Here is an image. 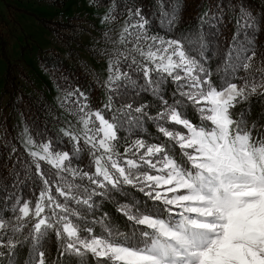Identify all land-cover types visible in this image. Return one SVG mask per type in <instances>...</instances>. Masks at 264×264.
Masks as SVG:
<instances>
[{
    "label": "snow or ice",
    "instance_id": "snow-or-ice-1",
    "mask_svg": "<svg viewBox=\"0 0 264 264\" xmlns=\"http://www.w3.org/2000/svg\"><path fill=\"white\" fill-rule=\"evenodd\" d=\"M111 4L102 24L117 20ZM223 7L182 29V0H159L156 21L133 5L118 37L103 34L106 102L94 109L76 89L55 141L20 133L38 196L15 181L0 190V264H20L25 245L24 264H264V116L249 118L253 98L264 103V14L237 3L226 17ZM226 19L232 39L214 70L204 52ZM146 123L162 139H145Z\"/></svg>",
    "mask_w": 264,
    "mask_h": 264
},
{
    "label": "trees",
    "instance_id": "trees-1",
    "mask_svg": "<svg viewBox=\"0 0 264 264\" xmlns=\"http://www.w3.org/2000/svg\"><path fill=\"white\" fill-rule=\"evenodd\" d=\"M1 1L5 5L4 1ZM35 1L39 4L60 8L64 6L67 0ZM96 2L98 6L94 8H105L108 11L112 7L111 0H96ZM237 3L246 5L257 16L264 14L262 12L264 10V0H182L184 10L182 23L179 27L186 29L196 26L198 18L204 12L215 11L217 4L224 6L223 11L226 17L232 16L234 14L233 7ZM133 5L142 9V13L150 20H157L159 0H115L113 14L117 16V20L107 23L108 28L113 30L123 26L127 19V8ZM34 17L39 25L49 33L55 45L52 48L38 50L36 58L42 71L49 77L57 91V106L50 102L44 90L37 87L21 60H11L8 53L9 33L4 23L0 20V58L5 62V69L1 76L2 86L0 88V190L15 181V190L25 198H32L33 202L38 196V190L31 183L29 176L24 174V163L30 158L24 151L20 141V133L27 126L38 144L47 139L55 141L56 137L61 135L59 129L65 127L67 122L72 119L66 111V107L71 101H67L64 107H62V103L65 102L67 94L76 89L85 92L92 108H100L107 98V93L103 86L104 80L94 70L89 60L82 57L81 51H85L96 62L102 60L107 62V58L99 53L111 47L107 42V47L103 46L100 51L92 52L90 50L88 52L89 49L83 45L81 37L89 28H94V25L84 16L74 15L66 19L40 18L37 15ZM15 18L11 14L9 15L10 22L16 24ZM151 27L156 29L158 26L152 23ZM220 33L219 39L211 40L208 50L204 52V56L209 57L206 63L211 65L214 70L222 66L219 57L222 50L227 47L228 42L232 39L233 26L228 23L227 19L225 20V26L220 29ZM160 34L164 35L163 32H160ZM110 36L115 39L113 34H110ZM208 40L209 37L205 36V43H208ZM259 40L264 41V36L259 37ZM213 47L215 48L214 51ZM24 48H28V45L22 46L21 52H24ZM261 51H264V49H261L258 44L257 62L260 60L259 53ZM239 75H243V73H239ZM213 79H216L215 74ZM142 99H147L150 104L152 103L150 97H142ZM244 107L245 105L241 104L236 111ZM251 107L250 120H257L259 117L264 116V103L256 102L255 97ZM149 111L154 114L155 108L150 107ZM190 118L194 123L197 122L195 113H192ZM259 122L264 123V120ZM169 127L181 130L179 126L169 125ZM143 135L145 139L150 137V142H155L159 137V134L150 123L145 124ZM159 138L162 139V137ZM66 147H70V144ZM13 148L16 149L15 152L12 151ZM85 163H87V160H85ZM42 167L46 168L48 166L42 165ZM17 173H19L18 178ZM130 195L139 199L142 194L130 191ZM117 199L120 198L118 197ZM103 211H107L118 222L117 226L121 230H126L124 229L126 221L116 211L115 204L105 203ZM46 251L53 258L57 255L54 237L50 240ZM27 254L28 246L25 245L18 258L20 264H24L27 260Z\"/></svg>",
    "mask_w": 264,
    "mask_h": 264
},
{
    "label": "rangeland",
    "instance_id": "rangeland-1",
    "mask_svg": "<svg viewBox=\"0 0 264 264\" xmlns=\"http://www.w3.org/2000/svg\"><path fill=\"white\" fill-rule=\"evenodd\" d=\"M0 0V20L6 26L9 33L8 53L11 60H21L37 87L44 90L50 102L57 106L58 95L49 77L42 71L36 53L38 50L55 47L49 33L39 25L35 15L40 18L66 19L74 15H81L94 25L81 37V42L88 47V52L100 51L103 46L107 47V40L103 35L108 31L107 23H101V17L106 12L105 8L90 6L89 0H67L63 7L54 8L39 4L35 0ZM15 18V23L10 22L9 15ZM121 26L113 29L110 34L118 37ZM28 45L21 52V47ZM82 57L89 60L94 70L102 80L107 78L108 63L104 60L95 61L85 51H81ZM5 69V62L0 58V88L1 76ZM22 137H20L21 141Z\"/></svg>",
    "mask_w": 264,
    "mask_h": 264
}]
</instances>
